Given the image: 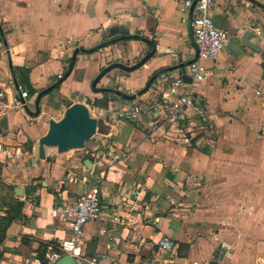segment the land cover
<instances>
[{
	"label": "crops",
	"instance_id": "0c3cea01",
	"mask_svg": "<svg viewBox=\"0 0 264 264\" xmlns=\"http://www.w3.org/2000/svg\"><path fill=\"white\" fill-rule=\"evenodd\" d=\"M181 1L0 0V87L8 104L0 112V143L21 151L14 159L0 158V179L24 189L22 197L15 192L24 202L23 215L0 245V264H32L46 245L69 237L52 209L76 202L87 189L97 169L98 141L73 155L56 148L46 149V159L37 154L50 121H60L63 116L56 113L75 103L102 110L95 113L100 130L115 150L130 154L126 162L99 172L104 213L86 225L84 253L105 254L101 264H264V61L239 45L253 30L252 41L264 49V0H216L211 11L231 41L219 56L202 62L210 75L191 82L205 107L210 143L186 145L180 132L164 134L156 129L163 120L151 121L147 114L118 121L108 113L111 106L144 110L166 102L165 74L189 77L197 50L190 26L182 22ZM124 35L133 38L83 51ZM150 53L139 69L115 68L93 86L110 64L134 66ZM71 62L72 71L56 86ZM153 76L146 93L124 98L138 94ZM17 85L30 98L21 100ZM41 94L40 114L29 115L25 106L36 112ZM105 97L107 108L93 105ZM26 141L32 150L22 149ZM118 213L132 216L133 223H117ZM162 238L174 247L161 248Z\"/></svg>",
	"mask_w": 264,
	"mask_h": 264
},
{
	"label": "built area",
	"instance_id": "2783aa9c",
	"mask_svg": "<svg viewBox=\"0 0 264 264\" xmlns=\"http://www.w3.org/2000/svg\"><path fill=\"white\" fill-rule=\"evenodd\" d=\"M216 5V0H182L180 11L182 12V22L190 26L193 41L197 50V59L193 60L188 67V76L193 82L204 80L210 75V71L203 67L202 62L214 59L220 55L231 41L228 31L220 28L211 16V11ZM170 82L168 94L162 96L166 102H159L150 105L146 109H141L135 104H126L120 107H109L108 113L118 121H136L147 114L151 121L160 124L159 129L164 134L173 130L181 133L179 138L186 145L210 143L212 134L206 127L205 107L199 98L192 91V84L186 82L181 74H165ZM20 99L27 100L30 94L21 85H17ZM172 97V99H169ZM21 100L17 103L23 105ZM6 89L0 87V112L7 106ZM91 114L96 116L99 110L90 109ZM193 112L194 115H190ZM96 113V114H94ZM102 114V110L99 112ZM103 113L106 114L105 111ZM92 115V116H93ZM152 128L151 134H155ZM92 140L98 141L95 167L87 182V189L79 196L78 200L72 204L59 206L52 209L54 218L61 220L69 229V237L59 239L56 243L47 245L43 256H35L32 264H57L58 260L65 255L74 257L78 264H101L105 259V254L96 252L86 254L82 250L84 242V229L90 222L98 221L104 213L102 193L100 190L99 172L112 168L118 163L126 162L130 154L125 151L115 150V143L110 136L101 131L100 128ZM21 155L20 150L0 143V158L11 160ZM134 195L139 197L140 191L134 189ZM134 218L130 215L116 214L114 221L122 225H130ZM159 245L164 250H171L174 242L169 238H162Z\"/></svg>",
	"mask_w": 264,
	"mask_h": 264
},
{
	"label": "water",
	"instance_id": "95a60500",
	"mask_svg": "<svg viewBox=\"0 0 264 264\" xmlns=\"http://www.w3.org/2000/svg\"><path fill=\"white\" fill-rule=\"evenodd\" d=\"M255 36V32L253 30L248 31L244 37L241 39L239 45L243 50H250L254 53L260 55L262 60L264 61V49L260 46L259 41H252ZM152 56L150 53L146 56L140 64H136L134 66H127L123 63L115 62L104 68L101 73L97 76V78L93 82V86L95 87L100 80L111 72L115 68L122 69L124 71H135L142 66V64L148 61ZM157 76H153L151 80L148 82L147 86L138 92V94L134 95H124V98L127 100H135L139 95H143L146 93L149 88L155 82ZM183 79L186 82L191 83L192 78L183 76ZM106 92H113L112 89H104ZM119 95H122V92H119ZM42 94L39 95L37 100V110L33 112L26 105L25 110L29 115H39L40 107L39 101ZM25 103V101H24ZM100 122L98 118L93 117L89 107L84 103H75L72 104L65 112L63 118L60 121L51 120L49 124L48 132L39 140V157L41 159H46V149L47 148H56L60 154L68 153L74 150H81L85 147L86 143L93 139L96 135L97 131L100 128ZM38 159H34L36 163ZM90 162V160H89ZM91 163V162H90ZM15 192L18 197H22L24 195V189L20 187L15 188ZM57 264H78L76 259L70 255H65L61 259L58 260Z\"/></svg>",
	"mask_w": 264,
	"mask_h": 264
},
{
	"label": "trees",
	"instance_id": "16d2710c",
	"mask_svg": "<svg viewBox=\"0 0 264 264\" xmlns=\"http://www.w3.org/2000/svg\"><path fill=\"white\" fill-rule=\"evenodd\" d=\"M132 38L133 37L129 35H124V37L122 38H115V36H113L105 43L89 50L84 49L83 51L86 53L99 51L101 48L107 47L118 41H128ZM73 67H74V62H71L68 72L63 76H58L56 86H59L66 79L67 74H69L72 71ZM31 93H33V90H31ZM93 105L95 107L107 108L109 105V99L108 97H105L102 100L95 101ZM32 145L33 144L31 141L28 142L27 147L29 150H32ZM3 167L4 164L0 163V176L2 175ZM23 208H24V202H22L19 198L16 197L15 187L4 183L0 179V245L4 243L7 236V231L9 227L12 225V223L23 215ZM46 247L47 245L44 248L45 250ZM43 255L44 254H42L41 256Z\"/></svg>",
	"mask_w": 264,
	"mask_h": 264
},
{
	"label": "rangeland",
	"instance_id": "374dc122",
	"mask_svg": "<svg viewBox=\"0 0 264 264\" xmlns=\"http://www.w3.org/2000/svg\"><path fill=\"white\" fill-rule=\"evenodd\" d=\"M90 107H91V105H89ZM64 114H65V111H58L57 113H56V117L57 118H61L62 116H64ZM95 114V113H94ZM93 117H95L94 115H93ZM27 144H28V141H26V143H22V149L24 150H28V147H27ZM76 150H74V151H71V152H68L67 153V155H73V154H76ZM38 156H39V152H38V154H37Z\"/></svg>",
	"mask_w": 264,
	"mask_h": 264
}]
</instances>
